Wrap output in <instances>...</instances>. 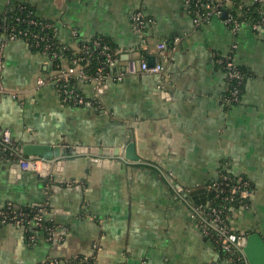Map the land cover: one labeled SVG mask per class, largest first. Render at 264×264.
I'll return each instance as SVG.
<instances>
[{
	"label": "crops",
	"instance_id": "1",
	"mask_svg": "<svg viewBox=\"0 0 264 264\" xmlns=\"http://www.w3.org/2000/svg\"><path fill=\"white\" fill-rule=\"evenodd\" d=\"M17 4L55 22L58 40L73 50L106 38L120 53L117 69L130 60L154 65L158 44L178 45L163 74L129 75L100 92L79 84L97 102L88 109L63 105L54 84L33 91L51 74L49 57L6 42L4 83L25 93L0 99V128L10 130L19 158L28 143L60 146L65 155L45 160L49 178L19 170L17 155H4L0 145V210L42 206L53 228L51 241L33 244L23 228L1 226L0 264H72L92 255L97 264H227L190 217L205 206L184 196L200 188L209 195L222 173L251 185L248 207L232 219L235 233L264 238V28L242 23L234 31L228 11L196 24L186 0H0V16ZM229 9L245 17L243 5ZM138 12L153 21L143 34L147 50L133 25ZM228 57L246 75L235 104L216 61ZM130 143L138 162L121 159ZM78 147L100 154L75 156Z\"/></svg>",
	"mask_w": 264,
	"mask_h": 264
},
{
	"label": "built area",
	"instance_id": "2",
	"mask_svg": "<svg viewBox=\"0 0 264 264\" xmlns=\"http://www.w3.org/2000/svg\"><path fill=\"white\" fill-rule=\"evenodd\" d=\"M257 5L258 19L245 16L242 19H236L232 13L228 12L226 22L233 26L237 31L242 23H248L254 31L264 28V0H250ZM190 9V13L196 24L210 20V18L223 16L229 7L234 3L233 0H186ZM27 16L22 22L31 28H38L42 32H51V36L43 35L40 32L32 30H16L7 26L0 27V99L9 97L13 100H19L25 92H17L10 90L4 83V58L5 46L7 41H23L34 51L47 55L52 64V71L48 78H39L33 91L38 90L47 84H54L59 88L60 100L63 105H72L75 107L92 108L96 105V100L86 99L78 89V85L86 83L94 86V90L100 92L108 82H122L129 75L147 74L157 75L163 74L165 65L170 61V55L176 50L178 41L176 40L171 46L165 43L157 45L160 60L151 65L145 59L137 63L130 60L123 69H117L119 66L120 53L111 48V46L99 39L89 42L82 41L73 50L69 46L63 45L58 40V32L55 22L39 21L36 16ZM2 17V16H1ZM6 22L7 18L0 19ZM20 21V18H16ZM135 32L143 39L140 49L147 50V39L143 34L153 21L143 13H136L133 18ZM2 28V29H1ZM58 40V42H56ZM56 43L61 45L60 49L72 50L70 57H62L59 61V52L56 50ZM69 61V65H64L63 61ZM93 60L98 61V67L91 71V63ZM224 69L227 79L231 85L228 101L230 103H239L242 92L240 88L244 85L246 75L231 57L217 58L216 60ZM117 69V70H116ZM0 145L2 151L16 157L18 163L23 170H31L42 176L51 178L52 173H46L47 162L43 159L31 157L22 159L18 157L17 149L14 148L12 142V134L10 130L0 128ZM234 181V182H232ZM250 182L244 178H234L229 174L222 173L218 180L209 184L207 190L209 192L210 206L205 208L194 209L190 213V217L196 222L202 235L209 239L219 252L222 253L227 264H248L247 259L234 237H245L236 234L232 228V219L238 208H247L251 196ZM216 201L224 204L214 206ZM44 207H33L21 210H14L8 207L6 210H0V227L5 225H14L24 229L28 239L35 244L39 238L46 237L48 241L53 239V228L45 219ZM95 250L98 247L95 246ZM82 261H92L97 264L95 255L82 256ZM45 264H61L59 260H50ZM73 264V263H72Z\"/></svg>",
	"mask_w": 264,
	"mask_h": 264
},
{
	"label": "water",
	"instance_id": "3",
	"mask_svg": "<svg viewBox=\"0 0 264 264\" xmlns=\"http://www.w3.org/2000/svg\"><path fill=\"white\" fill-rule=\"evenodd\" d=\"M58 3H62L64 0H57ZM227 13L224 14L226 18ZM90 151L91 155L100 154L97 149H87L83 147L75 148L72 152L73 155L88 154ZM62 155V156H61ZM65 155V150L63 151L60 146L52 147L50 145L43 144H24L20 150V156L22 159L28 157L40 158L46 161L54 160L57 162V158H63ZM125 163L127 161L138 162L140 158L136 156L135 144L130 143L125 149V156L121 158ZM124 163V164H125ZM17 168L20 170L21 165L17 163ZM184 196L190 197L196 204L205 206L206 208L210 206L209 197L206 193L205 188H200L190 192H185ZM234 241L241 246L242 251L247 259L248 264H264V238L258 232H252L245 237H234Z\"/></svg>",
	"mask_w": 264,
	"mask_h": 264
},
{
	"label": "trees",
	"instance_id": "4",
	"mask_svg": "<svg viewBox=\"0 0 264 264\" xmlns=\"http://www.w3.org/2000/svg\"><path fill=\"white\" fill-rule=\"evenodd\" d=\"M233 2H234V5L236 7H239L240 5H243L244 15L247 14V16H249V17H251L253 19H258V15H257L258 6L252 4L250 2V0H233ZM228 12L232 13L236 19H241L240 14H238L235 9H229ZM30 13H32V16H36L33 8L30 5H26V4H19L18 5L17 4L14 7L10 8L2 17L0 16V19L3 18V17L7 18L6 22H1V20H0V27L1 26H7L10 29H12V28L14 29L15 28L17 31L18 30H29L30 29L32 31L40 32L43 35H46V36L50 35L51 36V32L50 31L42 32L40 29L33 28V27L31 28L30 26H28L27 24L22 22L23 20L27 19V16H31ZM17 17L20 18V21L16 20ZM36 18L40 19L38 16H36ZM39 21H46L47 22V20H42V19H40ZM48 21H50V20H48ZM95 39H99V40H101L103 42L108 43L113 50L117 51L116 47L109 40H107L106 38L97 37ZM56 42H58V40H56ZM55 46H56V50L59 52V61H60V58H62V57H70L71 56V52H72L71 49L69 51L60 49L62 46L57 44V43H56ZM90 66H91V71H94L98 67V61L97 60H93V62L91 63ZM240 88H242L241 92L243 94L244 85H242ZM70 106H72V105H70ZM232 182H234V181H232ZM223 204L224 203L221 202V201H216L214 206L223 205ZM82 259H83L82 256L81 257H77L76 259H74L72 261V263L73 264H93V262L91 260L90 261H82Z\"/></svg>",
	"mask_w": 264,
	"mask_h": 264
}]
</instances>
